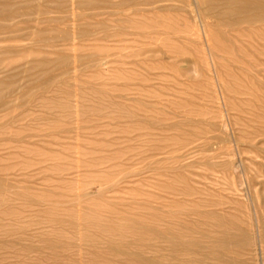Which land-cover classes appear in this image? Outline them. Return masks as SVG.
I'll use <instances>...</instances> for the list:
<instances>
[{
  "label": "rangeland",
  "instance_id": "rangeland-1",
  "mask_svg": "<svg viewBox=\"0 0 264 264\" xmlns=\"http://www.w3.org/2000/svg\"><path fill=\"white\" fill-rule=\"evenodd\" d=\"M158 1L0 37V264H264V22Z\"/></svg>",
  "mask_w": 264,
  "mask_h": 264
},
{
  "label": "bare ground",
  "instance_id": "bare-ground-1",
  "mask_svg": "<svg viewBox=\"0 0 264 264\" xmlns=\"http://www.w3.org/2000/svg\"><path fill=\"white\" fill-rule=\"evenodd\" d=\"M167 1L169 0H159L158 2L163 3ZM136 2L137 0H129L126 3L115 4L111 2V0H70L69 5L68 0H0V37L9 35V42H17L22 39L19 37V35H17L21 32L19 24H29L31 22V24H33V21H36L37 24V22H40L41 17H45L51 14H58L61 17H58V19L47 18V20H44L45 22L47 21V23L50 24L52 22L66 24V22L69 21L66 14L71 13V17L74 22L81 23L83 21H86V19L90 17H93L94 19L96 17L98 18V14L95 13L89 15L87 12L96 10L98 11L101 8L121 11L129 8V10L134 13V15H137L139 11L142 12L140 9L141 6H152L150 4ZM207 4L209 5V12L228 22H264V0H207ZM227 9H230L229 13H227ZM77 11H80V13H77ZM248 13L251 14L247 16ZM114 15V13L111 14V16ZM84 26L85 24L82 27ZM81 34V36H85L86 34H88V32H86V30L84 29L83 33ZM65 39H67V37ZM53 42L57 41L54 40ZM6 52H8V50ZM63 62L64 61L59 60L58 64H56V67H63L65 65ZM51 65V62H45L42 60L39 62H35L32 67H42L47 69ZM1 66H4V64L2 63V57L0 59V67ZM14 67L19 68L17 66ZM7 87L9 89V86L5 84V80H0V91ZM10 92H12V90ZM13 92L15 93L17 91L14 90ZM15 97H17L16 94L14 98Z\"/></svg>",
  "mask_w": 264,
  "mask_h": 264
}]
</instances>
